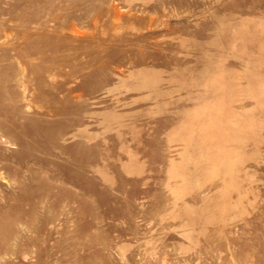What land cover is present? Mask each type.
Listing matches in <instances>:
<instances>
[{"label": "rangeland", "instance_id": "374dc122", "mask_svg": "<svg viewBox=\"0 0 264 264\" xmlns=\"http://www.w3.org/2000/svg\"><path fill=\"white\" fill-rule=\"evenodd\" d=\"M0 264H264V0H0Z\"/></svg>", "mask_w": 264, "mask_h": 264}]
</instances>
